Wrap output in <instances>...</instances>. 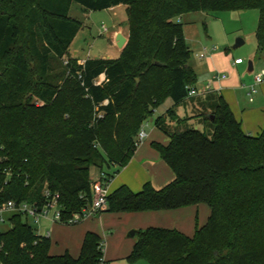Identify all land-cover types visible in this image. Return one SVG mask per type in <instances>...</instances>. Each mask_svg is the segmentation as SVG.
<instances>
[{"label": "trees", "instance_id": "obj_1", "mask_svg": "<svg viewBox=\"0 0 264 264\" xmlns=\"http://www.w3.org/2000/svg\"><path fill=\"white\" fill-rule=\"evenodd\" d=\"M73 3L88 11L127 6L129 41L118 59L70 58L56 83L53 64L69 56L83 27L70 16ZM250 10L259 12L256 40L264 56V0H0V146L13 173L8 185L0 176V205L41 200L47 185L60 193L64 219L80 212L92 202L91 169L111 181L132 160L144 123L171 98L174 107L155 120L170 142L153 147L175 179L160 190L147 183L139 193L121 186L109 195L106 212L207 205L210 216L204 226L197 219L193 236L161 227L136 231L127 260L264 264V129L245 133L216 91L189 97L198 79L179 20ZM197 98L203 131L189 128L193 118L180 119L174 109ZM114 167L113 175L105 170ZM11 223L0 232V264H98L102 257L104 241L95 232L86 233L78 257L53 255L51 239L21 216Z\"/></svg>", "mask_w": 264, "mask_h": 264}, {"label": "crops", "instance_id": "obj_2", "mask_svg": "<svg viewBox=\"0 0 264 264\" xmlns=\"http://www.w3.org/2000/svg\"><path fill=\"white\" fill-rule=\"evenodd\" d=\"M114 8H123L127 16V8H128L127 6L120 5ZM114 8H111L110 10ZM202 14L205 13L203 12L188 13L183 15L179 20L184 24L185 38L189 48L191 49V52L193 51V48L198 45L200 47L199 49H202V51L203 49H208L210 51L208 59H210L214 63L215 62L214 53L216 52V50L215 51L212 50L213 48H216V46L213 47L204 46V44L202 43L205 40H203L204 38L198 26V23L199 22L202 23L205 18V15ZM118 35H122L127 40H129L128 16L127 19L123 18L119 23V25L117 26V29L111 33L109 37L110 50L106 54H104V56H92L90 53H88L87 56L81 58L79 52L77 50H74L72 52L73 58H76L80 64H84L88 59H96V58L118 59L122 54V50L119 49V47L117 46ZM206 37L209 38L207 34ZM236 59H241V58H236ZM243 64L235 65L234 63L232 67L234 70H238V68ZM189 66L194 70L195 74L197 75V78L201 75L202 72H205V68H203L204 67L203 64L199 65V67L197 66L198 67L197 68L192 66L189 61ZM216 67H217L216 65H213L212 67L208 66L210 72L213 71L214 69L216 70ZM249 71L250 72L254 71L253 62H252V69L250 70L249 68ZM214 75H218V74L215 72ZM222 77H218L217 80L214 79H210V81L205 80L204 82H202V84L200 83L198 84L197 82L195 88L200 93L199 95L200 98L205 97L204 96L205 93L210 91H216L220 93L229 104L235 117L239 121H241L243 125V118L241 119L238 118L236 112H240V114L243 116L245 110L240 108L238 103L235 101V98L231 95V92H233L238 87L236 86V83L223 85V82H226L227 77L225 80L222 79ZM192 102H193L192 100H188L185 104L175 107L174 109L176 112V116L179 117L177 113L181 108H184L186 111L187 110L189 111L190 116L188 118L194 117L195 116L194 113L197 111V109H199L198 114L202 113L203 110L201 109V107L197 105V107L194 108ZM174 105H175L174 101L171 98H168L162 106H160L158 109L154 111L153 117L154 115L155 116L157 115V117L165 115L169 109L174 107ZM155 120L153 127H149L148 124L144 125L145 126L144 131L148 135L149 139L147 141H143L144 142V143L142 142L143 144H139L130 163L125 168L120 170V172H118L115 175V177L110 181L109 184L110 194L121 186H127L134 193H139L142 191L144 185H146L147 183H150L155 189L160 190L175 179L174 172L162 159L160 153L153 147V143H161L163 145H168V143L170 142L168 136H166L164 139L162 137L160 138L159 132L161 131L156 127ZM195 120L196 119H192L190 123L194 124ZM146 123H148V120ZM172 126H175V124L172 123ZM148 127H149V133H147L146 131V128ZM263 129H264V125L260 127L256 135H259ZM243 130H245L244 126H243ZM250 135H252V133H250ZM203 206L204 205H199V206H194L179 210H172V211L147 212L140 214H119V216L109 215L106 211H104L99 217L94 218V220L100 221V223L104 225L103 230H100L99 228L93 226H86L83 229L71 230L69 229V227H65L63 225H54L48 220H44V222L45 223L48 222L53 225L51 233L54 232L53 235L55 237V244H56L55 251H53L54 250L53 248L51 249V253L53 255H62L66 251H68L73 257H78V255L80 254L81 245L84 240V237L87 232L91 231L97 233L105 243L104 257L107 261V264H131L127 260V257L131 253L135 242L130 244L127 243L125 239L126 238L125 234L128 231L134 230L136 232L138 230L146 229L148 227H161V228L177 229L188 236H193L196 229V221L197 219L199 220L200 213L203 212L204 214L205 212L206 213L209 212ZM128 238H130L129 235ZM136 264H149V263L147 261L142 260L137 262Z\"/></svg>", "mask_w": 264, "mask_h": 264}, {"label": "rangeland", "instance_id": "obj_3", "mask_svg": "<svg viewBox=\"0 0 264 264\" xmlns=\"http://www.w3.org/2000/svg\"><path fill=\"white\" fill-rule=\"evenodd\" d=\"M202 15H205V18L202 23H198L199 29L204 38L203 40H205L202 43L204 46H216V52L214 53L215 62L213 63V61L208 59V57L206 59L199 58V54L202 53V49H199V45L193 48L190 59L191 65L194 67H199V65L203 64V68H205V72H202L197 78L198 84H202V82L205 80H217L218 77L222 76L227 77V80L226 82H223V85L236 83L238 88L231 92V95L235 98V101L238 103L240 108L245 110H243V116L240 114V112L235 111L236 115L240 119L243 118L245 133L249 135L252 133V136H258L256 135L258 130L264 125V84L256 86V90L251 96L248 95V92L250 88L255 85L256 75L264 70V56L259 53L256 40L259 12L257 10H250L242 12H222ZM70 16L79 20L83 27L77 35L72 47L70 48L69 56L64 58L61 62H54L53 64L51 76L56 83L61 81L59 75H61L66 62L69 61L70 58H73L72 52L74 50L79 52L81 58L87 56L88 53H90L92 56H104V54L110 50L109 37L111 33L117 29V26L123 18L127 19L126 12L123 8H114L112 10L108 9L103 11H88L77 3L72 4ZM105 29H107L108 32H105ZM206 34L209 38L206 37ZM239 39L243 41V44L236 47L237 41ZM236 58H241L244 61V64L240 66L238 70H234L232 67ZM249 62L254 63V71L252 72L249 71ZM213 65L217 66L216 70L214 69L210 72L208 66L212 67ZM215 72L218 75H214ZM251 98H253L252 101ZM30 99L37 105H41V102L38 101L35 96H30ZM192 104L194 105V108H196L197 105L200 107L198 98L195 99ZM198 112L199 109H197V111L194 113L195 116L192 117L193 119H196L195 123L191 124L190 120L188 121L187 126L192 129L203 131L201 120L198 118ZM177 114L179 116L178 118L180 119H186L190 116L189 111H186L184 108L179 109ZM156 117L157 115H154V117L148 119V123L145 122L144 125L148 124L149 127H153ZM149 127L146 128L147 133H149ZM174 127L175 126H172V129H175ZM159 136L163 139L166 137L163 132H159ZM148 139L149 137L145 141ZM105 170L111 175L118 171L115 167L111 169L105 168ZM99 175L100 169L93 167L90 171L91 178L97 180ZM203 207H205V209L209 212H205L204 214L203 212L200 213L198 220L200 226H204L208 222L210 216L209 207L207 205H204ZM108 214L119 216V214L114 213ZM23 221L25 222L26 219H23ZM28 222L38 234L43 236L46 235L47 231L51 232L53 228L51 223H45L44 221H41V223L38 225L33 223L32 220H28ZM63 226L69 227L71 230L83 229L86 226H93L103 230L104 227L100 221L94 219L85 220L76 225ZM11 228L12 223L9 218H7L6 222L0 223L1 233L8 232ZM132 231L134 230H130L125 234V239L129 244L135 242L136 240L135 237L128 238V235ZM53 233H51V241L52 248L54 249L53 251H55L56 244Z\"/></svg>", "mask_w": 264, "mask_h": 264}, {"label": "built area", "instance_id": "obj_4", "mask_svg": "<svg viewBox=\"0 0 264 264\" xmlns=\"http://www.w3.org/2000/svg\"><path fill=\"white\" fill-rule=\"evenodd\" d=\"M108 32L107 29L104 30ZM216 48H213L212 51H215ZM210 54L208 49H203L200 54V59H206ZM68 61L66 62V64ZM235 65L243 64L242 59H236ZM222 79H226V76H223ZM264 84V70L258 73L255 77V85L250 88L248 95H252L255 92V88L258 85ZM200 93L196 88H189V97H197ZM253 98H251V101ZM148 137L144 131V126L139 132L138 143H142ZM7 157L3 155V147L0 146V176L5 177V185H8L9 181L13 177L12 170L10 168L4 167V163ZM109 176L105 171H100V175L97 180H93L91 186L92 191V202L80 212L74 213L68 219H64V213L66 208L61 202V195L58 192L51 191L46 185L42 190V199L34 201H16L10 200L0 205V223L6 222L7 218L11 219L15 216H21L22 219H26L25 223L28 225V220H32L35 224H40L41 221L48 220L53 224L60 225H76L85 220L94 219L99 217L104 211L108 209V197L109 193ZM29 186V182L26 181L25 187ZM32 227V225H30ZM36 232V230H35ZM37 233V232H36ZM38 234V233H37ZM40 235V234H38ZM43 236V235H41ZM46 238H51V232L47 231ZM102 257L99 260L98 264H107V261L104 257L105 254V243L103 242L102 247Z\"/></svg>", "mask_w": 264, "mask_h": 264}, {"label": "water", "instance_id": "obj_5", "mask_svg": "<svg viewBox=\"0 0 264 264\" xmlns=\"http://www.w3.org/2000/svg\"><path fill=\"white\" fill-rule=\"evenodd\" d=\"M128 41L125 37H123L122 35H118L117 37V46L119 47V49H121L122 51L125 49V47L127 46L128 44ZM243 44V41L241 39H239L237 41V44H236V47L240 46ZM99 58H96V60H98ZM249 68L250 70L252 69V62H249ZM178 135L180 134V132L177 133ZM135 234L136 232L135 231H132L130 234H129V237L130 238H133L135 237Z\"/></svg>", "mask_w": 264, "mask_h": 264}]
</instances>
